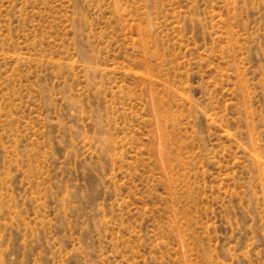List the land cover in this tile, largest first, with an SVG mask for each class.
<instances>
[{
  "label": "rangeland",
  "instance_id": "rangeland-1",
  "mask_svg": "<svg viewBox=\"0 0 264 264\" xmlns=\"http://www.w3.org/2000/svg\"><path fill=\"white\" fill-rule=\"evenodd\" d=\"M0 264H264V0H0Z\"/></svg>",
  "mask_w": 264,
  "mask_h": 264
}]
</instances>
